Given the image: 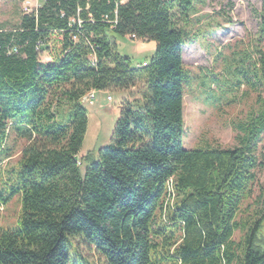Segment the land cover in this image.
Segmentation results:
<instances>
[{"label": "trees", "instance_id": "trees-1", "mask_svg": "<svg viewBox=\"0 0 264 264\" xmlns=\"http://www.w3.org/2000/svg\"><path fill=\"white\" fill-rule=\"evenodd\" d=\"M204 2L45 0L0 24V158L12 157L10 134L26 143L9 190L0 183V205L19 201V227L0 230V264H89L81 244L102 264H264V102L234 128L237 146L182 143L184 92L196 80L200 90L220 85L217 105L243 83L264 89L257 49L248 62L223 59L221 75L184 68L182 48ZM261 17L260 35L264 0ZM118 37L155 48L133 65ZM131 89L108 144L79 160L81 98Z\"/></svg>", "mask_w": 264, "mask_h": 264}, {"label": "rangeland", "instance_id": "rangeland-1", "mask_svg": "<svg viewBox=\"0 0 264 264\" xmlns=\"http://www.w3.org/2000/svg\"><path fill=\"white\" fill-rule=\"evenodd\" d=\"M27 3V4H26ZM34 0H0V24H15L19 13L24 7L34 11ZM198 14L192 18L189 27L190 36L182 48V62L191 76H207L214 73H223V59H238L246 56L255 59L254 51L260 50L264 54V33L260 35L261 0H205L204 5L198 8ZM261 39L259 40V38ZM193 38L192 42H188ZM141 43L129 38H116L117 51L128 57L133 65L147 60L149 53L137 54V47ZM145 47V46H144ZM148 49V47L144 48ZM148 51V50H147ZM254 55V56H253ZM245 61H249L246 59ZM198 80L184 92L183 97V147L191 150L201 147L233 148L237 146L235 127L249 121L252 114L261 108L264 102V89H252L246 84L237 86L234 91L226 93L220 98V103L211 102L219 93L220 85H211V90L196 87ZM234 86V85H232ZM136 89H131L123 96L120 91L96 92L91 105L84 103L87 118V127L84 139L78 154L80 160L87 154L96 155L97 151L108 144L109 137L118 117L122 100L127 98ZM210 96L206 102L204 97ZM25 141L15 140L10 134L7 147L11 148L12 157L3 160L0 158V183H7L8 175H14L17 162ZM264 153V135L257 143V155ZM83 163L80 166L83 174ZM263 182V174L256 175L255 194ZM6 191L9 186H2ZM173 202L170 201V205ZM19 201L12 198L5 206L0 205V230H16L19 227ZM240 233L234 234L233 240L238 241ZM80 256L89 264H102L98 256L86 245L78 247Z\"/></svg>", "mask_w": 264, "mask_h": 264}, {"label": "built area", "instance_id": "built-area-1", "mask_svg": "<svg viewBox=\"0 0 264 264\" xmlns=\"http://www.w3.org/2000/svg\"><path fill=\"white\" fill-rule=\"evenodd\" d=\"M35 1V6H34V10H36L40 5L41 3H43L45 0H34ZM27 4V3H26ZM23 13L24 14H29L31 13L30 10H29V7H24L23 9ZM37 51L40 50V45L39 47H37L36 49ZM13 52H16L15 50H13ZM146 64L145 63H142L140 65H138V67H144ZM95 91H90L88 92L87 94H85L82 98H81V103L84 104V103H88L89 105H91L95 99Z\"/></svg>", "mask_w": 264, "mask_h": 264}, {"label": "crops", "instance_id": "crops-1", "mask_svg": "<svg viewBox=\"0 0 264 264\" xmlns=\"http://www.w3.org/2000/svg\"><path fill=\"white\" fill-rule=\"evenodd\" d=\"M148 47V51L146 49H144L145 47ZM155 48L154 43H148V44H141V47H137V54H144V53H150L151 51H153V49ZM122 92L123 96H126V92L120 91Z\"/></svg>", "mask_w": 264, "mask_h": 264}]
</instances>
